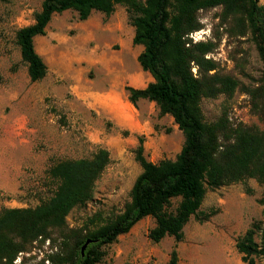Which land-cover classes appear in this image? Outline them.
I'll use <instances>...</instances> for the list:
<instances>
[{"label": "rangeland", "instance_id": "obj_1", "mask_svg": "<svg viewBox=\"0 0 264 264\" xmlns=\"http://www.w3.org/2000/svg\"><path fill=\"white\" fill-rule=\"evenodd\" d=\"M41 1H0V212L47 201L55 188L47 175L52 165L89 159L105 149L109 162L94 182L91 198L65 217L68 229L92 230L120 213L128 202L140 172L134 160L139 140L144 159L157 163L175 158L183 136L169 115L158 114L153 102L146 100L137 107L138 122L133 126L117 125L91 105L99 90L127 93L124 87H132L129 77L135 84L132 88L152 81L136 62L142 46L132 44L133 27L123 5H115L109 15L92 11L84 20L72 10L53 14L43 35L33 38L45 74L30 82L15 32L33 22ZM197 19L200 29L187 38L191 43L190 35L197 38L195 42H209L212 49L204 57L215 62L218 73L238 83L229 98L200 99L202 120L214 122L223 112L232 126L264 130L241 90L256 86L261 78L263 64L254 38L248 32L239 35L238 21L223 17L220 6L199 10ZM263 198L264 188L254 179L206 189L199 211L210 217L203 222L190 217L181 241L165 236L151 242L147 232L154 221L144 217L102 246L103 256L95 264H165L172 249L176 264H247L235 244L247 229L253 230V240L259 243L260 229L264 230ZM177 202L178 198L171 200V209ZM58 242H35L14 264H52L49 256L64 252ZM252 260V264H264L260 255Z\"/></svg>", "mask_w": 264, "mask_h": 264}, {"label": "trees", "instance_id": "obj_2", "mask_svg": "<svg viewBox=\"0 0 264 264\" xmlns=\"http://www.w3.org/2000/svg\"><path fill=\"white\" fill-rule=\"evenodd\" d=\"M117 4L125 7L133 27L132 44L142 46L136 62L152 78L141 89L124 87L127 99L131 104L138 99L153 102L159 115H169L182 133V146L173 160L151 163L144 159L139 140L134 160L140 172L130 187L128 202L120 213L92 230L68 229L65 217L71 208L91 198L94 182L109 162L107 151L98 149L89 159L55 163L47 170L55 184L47 201L33 208L0 212V264H14L19 254L44 240H59L64 249L49 256L52 264H95L103 256L102 246L114 242L144 217L154 221L147 232L151 242L165 236L179 242L190 217L199 222L210 217L199 211L206 189L246 179H254L264 188V130L232 126L223 112L214 122L202 120L200 99L218 95L229 98L238 83L218 73L215 62L204 57L211 52L209 42L191 43L187 38L201 27L197 12L217 6L223 17L238 21L239 35L248 32L254 38L263 64L261 78L256 86H242L241 90L249 97L251 112L264 124V0H42L33 22L15 32L28 80L38 81L45 74L33 38L43 35L53 14L72 10L84 20L92 11L109 15ZM174 198L178 202L171 209ZM253 233L247 229L235 244L247 264L253 263L254 255L264 259L263 228L259 243L253 240ZM86 240L91 242L80 256L79 249ZM176 263L172 249L165 264Z\"/></svg>", "mask_w": 264, "mask_h": 264}, {"label": "crops", "instance_id": "obj_3", "mask_svg": "<svg viewBox=\"0 0 264 264\" xmlns=\"http://www.w3.org/2000/svg\"><path fill=\"white\" fill-rule=\"evenodd\" d=\"M129 77V85L135 86L131 83ZM144 87H138L141 89ZM91 105H95L98 111L110 117L117 125L133 126L138 122L137 107L144 105L145 99H138L135 104H131L127 99V93L116 91L114 89H103L97 91L92 97Z\"/></svg>", "mask_w": 264, "mask_h": 264}, {"label": "water", "instance_id": "obj_4", "mask_svg": "<svg viewBox=\"0 0 264 264\" xmlns=\"http://www.w3.org/2000/svg\"><path fill=\"white\" fill-rule=\"evenodd\" d=\"M263 231H264V230H263ZM90 242H91L90 240H86V241L82 244V246H81L80 249H79L80 256H83V252H84L86 246H87Z\"/></svg>", "mask_w": 264, "mask_h": 264}, {"label": "built area", "instance_id": "obj_5", "mask_svg": "<svg viewBox=\"0 0 264 264\" xmlns=\"http://www.w3.org/2000/svg\"><path fill=\"white\" fill-rule=\"evenodd\" d=\"M195 35V34H194ZM190 38H192L193 42L197 41V38L193 37V36H189ZM193 72V75L195 74L194 68L191 69Z\"/></svg>", "mask_w": 264, "mask_h": 264}]
</instances>
